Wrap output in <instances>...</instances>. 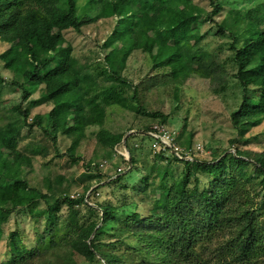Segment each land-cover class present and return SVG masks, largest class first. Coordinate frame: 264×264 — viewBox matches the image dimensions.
<instances>
[{
  "label": "trees",
  "instance_id": "obj_1",
  "mask_svg": "<svg viewBox=\"0 0 264 264\" xmlns=\"http://www.w3.org/2000/svg\"><path fill=\"white\" fill-rule=\"evenodd\" d=\"M96 3V13L78 17L76 0H0V40L8 44L0 53V60L4 68L21 78L20 83L14 80L11 83L24 88V99L30 94L25 84L42 86L34 103L51 104L53 111L45 114L44 124L40 114L33 115L32 120L50 137L57 151V135L61 133L71 138L67 154L75 158L89 126L99 127L95 136L102 146L113 149L120 144L123 134L112 133L102 126L108 105L133 109L132 101L137 99L135 86L122 75L124 56L134 50L137 32L144 36L140 50L149 54L153 66L168 68L175 83L176 100L187 81L224 72L225 62H230L235 68L232 76L239 85L241 99L230 113L233 130L242 139L262 122L264 0L247 8L229 7L215 23L216 34L224 40L219 49L228 51L224 61L206 49L200 31L201 23L213 21L223 9L218 0H209L210 11L192 0H96ZM96 19L113 22L112 33L100 47L104 61L99 69L101 81L82 71L83 64L73 56L72 45L64 36V30L80 31ZM0 82H4L1 77ZM77 90L82 92L81 96L66 101V96ZM13 109L20 110V104ZM22 114L21 124L14 122L0 127V240L3 225L12 213L43 201L44 230L39 235V247L47 250L58 246L59 241L52 233L59 198H63L71 211L81 203L87 207L88 215L81 223L74 215L68 216L69 229L74 234L66 241L70 253L87 263L264 264V150L253 152L234 147V151L226 149L212 160H182L184 170L174 187H167L165 167H159L162 158L155 156L150 167L142 171L135 189L138 202L146 209L145 215L134 211L118 220L117 206L89 204L84 196L50 198L55 190L49 180L48 195L29 185L26 172L32 169V157L17 148L29 110H22ZM159 122L165 123L166 116L161 115ZM236 141L230 139L229 144ZM39 149L35 148L33 153ZM129 164L130 170L134 169L136 159L132 155ZM155 170L158 172L153 175ZM199 174L208 179L201 187ZM122 176L119 172L113 180ZM89 188L85 187V192ZM256 194L259 197L255 198ZM34 210L28 211L33 214ZM111 223L115 240H99L96 236ZM7 242L10 252L22 259L18 229L8 232ZM118 242H123L125 248L119 249Z\"/></svg>",
  "mask_w": 264,
  "mask_h": 264
},
{
  "label": "rangeland",
  "instance_id": "obj_2",
  "mask_svg": "<svg viewBox=\"0 0 264 264\" xmlns=\"http://www.w3.org/2000/svg\"><path fill=\"white\" fill-rule=\"evenodd\" d=\"M192 1L208 11L211 10L209 0ZM259 1L218 0L223 9L214 16L213 21L200 24L206 49L218 54L221 61H224L228 51L219 49L224 40L216 34L215 23L222 19L227 8H247ZM76 6L78 17L92 15L97 12L98 7L96 0H76ZM136 8L140 9L141 6L137 4ZM112 30V19H96L85 24L80 31L72 28L64 30L65 39L72 45L73 56L83 64L82 71L88 73L95 81L102 80L99 69L104 61L100 47ZM143 43V34L135 33L134 50L124 56L125 68L122 75L137 91V99L132 101L133 109H125L114 104L106 107L102 127L112 133H122V141L113 149L104 147L98 143L95 136L99 127L89 126L75 151V158L67 154V148L71 143L70 137L61 133L57 135V151L50 137L33 123V115L40 114L44 124L45 114L53 111L51 104L34 103L40 96L42 86L25 84L24 87L28 88L30 94L24 99V88L11 83L12 80L20 83L21 78L4 68L0 60V77L4 80L0 82V127L14 122L21 124L22 110H29V115L25 119L26 125L21 128L17 143V148L21 152L32 157V169L26 172L29 185L48 195L49 180L52 189L55 190V195L52 194L50 198L58 195L73 199L84 196L85 201L89 199V204L117 206L115 216L118 220H123L134 211H142L145 215L146 209H143V203L138 202L139 196L135 194V189L143 176L142 171L150 167L155 156H160L162 160H159V167H165L167 187H174L180 181L184 170V159L175 161L172 153H154L151 149V139L146 135V131L154 123H159L161 115L166 116L164 124L174 132V141L181 147L182 153H189L187 160L195 158L212 160L226 149L234 151V147L253 152L264 150V119L247 131L242 139L231 126L230 113L236 110L241 99L239 85L232 76L235 68L230 62H225L224 72L207 74L206 78L187 81L181 88L182 96L178 93L180 99L176 100L175 83L170 78L168 68L153 66L149 54L140 50ZM7 47L8 44L0 40V53ZM130 91L127 90L129 96ZM81 94L82 92L77 90L68 94L65 99L72 101ZM19 104L22 110H14L13 107ZM124 137L127 139L126 143L123 141ZM230 139L237 141L230 145ZM35 148L40 149L33 153ZM130 155L136 159V165L132 170L129 168ZM119 172L123 176L119 180H113ZM157 172L155 170L153 175ZM199 179L200 187L207 184L208 179L205 176L199 174ZM108 180L113 181L107 183ZM192 180L193 178L190 180L191 187ZM99 184L102 187L97 188ZM85 187L90 188L85 192ZM93 188L95 190L91 192ZM257 197L259 196L256 194L255 198ZM59 203L52 233L59 241L58 246L47 250L39 247V235L44 230L45 205L43 201H36L21 212L16 210L3 225L0 264H73V262L96 264L83 261L77 254L72 255L66 243L74 234L69 229L71 225L68 216L74 215L81 223L88 215L87 207L81 203L73 206L71 211L63 202V198H59ZM29 209H35L33 214L28 211ZM112 226V223L105 225L101 230L102 234L96 237L106 242L115 240V236L111 235ZM13 229H18L20 234V247L24 252L22 259L10 252L8 247L7 234ZM116 246L119 249L125 248L123 242H118ZM39 251L44 252L37 254Z\"/></svg>",
  "mask_w": 264,
  "mask_h": 264
},
{
  "label": "built area",
  "instance_id": "obj_3",
  "mask_svg": "<svg viewBox=\"0 0 264 264\" xmlns=\"http://www.w3.org/2000/svg\"><path fill=\"white\" fill-rule=\"evenodd\" d=\"M146 135L151 139L150 145L154 153L169 152L180 160H187L189 153H182L181 147L174 141V132L164 123H154L146 131Z\"/></svg>",
  "mask_w": 264,
  "mask_h": 264
},
{
  "label": "water",
  "instance_id": "obj_4",
  "mask_svg": "<svg viewBox=\"0 0 264 264\" xmlns=\"http://www.w3.org/2000/svg\"><path fill=\"white\" fill-rule=\"evenodd\" d=\"M126 140V138L124 137V140L123 141H125Z\"/></svg>",
  "mask_w": 264,
  "mask_h": 264
}]
</instances>
